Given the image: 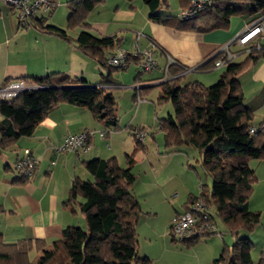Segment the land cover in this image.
Masks as SVG:
<instances>
[{"label": "trees", "instance_id": "obj_1", "mask_svg": "<svg viewBox=\"0 0 264 264\" xmlns=\"http://www.w3.org/2000/svg\"><path fill=\"white\" fill-rule=\"evenodd\" d=\"M104 1H68L67 29L49 25L44 19L36 20L39 13H44L42 11L32 17L31 25L37 22V27L42 32L74 43L81 53L98 62L106 74L100 86L89 85L85 80L62 73L1 83L0 88L18 81L35 88L21 92L14 98H0V153L20 140L31 137L47 117L49 110L61 103L87 106L93 116L104 125L105 132L119 126L118 104L111 88L118 83L113 75L126 70L132 61L139 62L141 55L145 60L141 73L150 71L145 70V55L140 51L135 52L137 56L135 53L125 54L126 61L121 67L110 65L109 61L119 54L110 53L117 45L116 38L94 36L88 31L87 23L89 14ZM179 1L182 11L189 9L191 0ZM143 2L149 9L151 21L177 31L206 34L229 28L235 17L252 18L248 24L250 25L264 16V0H214L211 6L190 20L181 19V12L178 15L160 13L163 5L168 7L167 0ZM54 7L51 2V10L44 14H50ZM76 28L83 30L74 39L68 35V30ZM234 46H238L237 41L230 45V51L236 55L245 54L246 58L238 64L233 62L234 59L226 63V70L216 84L210 87L198 82L181 85V80L172 79L160 84L158 98L159 102H170L173 106V113L161 119L158 125L164 135L166 150L169 153H176L183 147L196 150L201 156L204 171L212 179L209 193L203 187L201 196L192 197L185 211L193 203L204 201L208 206L210 222L217 224L216 215L235 238L233 245L226 247L213 264H253L251 253L254 245L242 235L251 233L261 222V215L249 209V199L256 179L249 162L264 159V126L253 127L254 116L244 104L239 77L249 65L264 56V46L260 43V49L248 51L249 47L239 45L236 52L231 49ZM222 56L218 54L200 70H215V61L224 59ZM170 70H173L172 66ZM140 75L139 80L143 77V74ZM139 92L138 100L144 101L142 97L147 90L141 89ZM252 127L255 128V133L250 132ZM136 130L134 127L131 129L136 148L127 156L128 168H122L116 158L85 162V168L93 179L76 178L65 206L72 205L78 197L83 198L81 213L86 229L67 228L63 237L55 243L54 252L43 264H150V260L140 258L138 254L137 228L142 208L133 193L136 176L131 168L135 162V154L144 150V143L136 138ZM26 150L28 149L16 161L25 156ZM16 173L18 175L17 171ZM32 177L18 175L23 183ZM213 208L215 213H212ZM215 234L206 233L201 237L184 239L181 243L193 244ZM45 247V243L41 241L8 243L3 234H0V264H34L30 260V253L41 252Z\"/></svg>", "mask_w": 264, "mask_h": 264}, {"label": "crops", "instance_id": "obj_2", "mask_svg": "<svg viewBox=\"0 0 264 264\" xmlns=\"http://www.w3.org/2000/svg\"><path fill=\"white\" fill-rule=\"evenodd\" d=\"M50 1L55 5L50 16L39 13L36 20L44 19L49 25L67 29L66 23L55 20L56 13L54 14V11L57 0ZM68 1L70 0L64 4H67ZM110 1L111 4H109ZM149 13L148 7L142 0H105L89 14L87 23L89 24L88 31L94 36L116 38L117 45L110 52L113 55L117 53L131 55L136 51H140L141 54L148 51L153 52V59L157 62L154 70L141 73L142 64L145 61L144 56L141 55L142 58L139 62L132 61L127 68L135 65L134 80L125 85L121 84L118 82L119 79L115 78L120 72L115 73L113 78L118 84L111 88L113 92H119L121 89L126 90L123 95L128 93L129 105L136 108V115L133 119L139 117L140 122L146 121L145 116L148 115L150 118L153 113L154 119L151 126L158 128L159 121L171 114L169 106H166L168 115L161 117L158 113V106L168 102H159L158 95L157 102L153 101V106L141 103L142 101L138 100L139 91L146 89V95L142 98L144 101H149L146 96L151 92V89L157 88L160 94V84L172 79L181 80V85L198 82L206 87L213 86L219 81L226 68L222 67L209 72H202L200 68L222 46L235 42L237 36L252 18L248 16L235 17L229 28L204 34L177 31L155 23L149 19ZM160 13L166 14L163 8ZM52 15L54 16L49 19L48 17ZM67 16L69 17V11ZM261 18L264 26V16ZM37 25V22H34L28 28L20 26L14 10L0 6V84L6 80L62 73L71 78L85 80L89 85L100 86L106 71L98 62L81 53L74 43L65 41L56 35L44 33L38 29ZM82 30V28L68 30V35L76 39ZM260 43L264 46V37ZM237 47L239 48V45ZM231 49L235 52L238 51ZM245 58V54L244 56L236 55L233 62L238 64ZM238 59L240 60L237 62ZM170 66L173 70H170ZM140 74H143L141 80H139ZM239 80L244 93V104L254 116L253 127H263L264 56L249 65L240 74ZM116 100L119 105L120 99L118 101L116 98ZM133 127L135 125L132 122L124 127L119 122V126L115 130H110L105 137H100L98 132L106 129L93 116L87 106L61 103L49 110L47 117L38 125L31 137L24 138L9 149L2 151L0 153V234H3L5 241L15 243L25 240L45 243L46 247L41 252L33 253L35 259L53 253L56 247L55 243L63 237L67 228L82 227L85 222L81 213L83 198L78 197L72 205L65 206L76 178L93 179L85 168V162L94 159L116 158L120 160L119 158H123L124 165H119L122 168H128L129 159L127 156L132 154L136 148L131 131ZM87 131L96 132L90 139V149L87 153L57 151L69 133L80 134ZM145 142L144 150L135 154V162L131 168L133 174L136 163L141 161L137 160L136 156L143 155V160L147 159L148 161L147 168L149 167V171L154 174V180L162 192L168 187L169 181L174 176L173 173L177 170L181 171L183 180L194 184L193 187H189L187 184L173 187L172 192L177 189L181 190L180 197L175 201L164 199L168 196L165 193H163L164 197L159 198L160 208L163 211L167 208L172 211L166 223L171 224L173 218L185 212L189 200L199 196L203 187L208 193L211 190L208 187V179L200 178L198 170L190 164L188 166L191 169H188L186 162L188 163L189 159L195 155L197 158L196 167L199 166L205 176L208 177V175L201 165V156L196 150L183 147L176 153H169L161 137L154 135L152 140L147 141L146 139ZM148 142L155 144V151L153 147V152H151V148L147 146ZM25 149L31 151L37 161V167L33 177L23 183L18 178L14 167L17 157L22 155ZM249 166L256 178L249 199V209L251 212L261 215V222L251 233H245L242 236L248 238L254 245L251 253L253 264H264V159L251 160ZM157 195L159 193L155 190V196ZM212 204L214 205V201ZM151 209L155 210L154 216L161 214L158 207L153 205ZM152 210L145 214L142 211L140 221L147 223L151 220L152 218L150 219L148 214ZM224 229L226 231H220L218 228V233L221 236L212 235L193 244L178 245L173 240L171 242L174 243V247L179 246V253L182 256L187 255L190 251L193 252V255L190 256L192 259L190 264H213L224 249L231 247L235 240L228 228L224 226ZM150 242L153 244L152 241ZM171 242L162 244L165 252L172 250L177 253L172 249ZM138 254H140V258L150 260L147 253L142 252V256L140 252ZM180 264L188 263L181 262Z\"/></svg>", "mask_w": 264, "mask_h": 264}, {"label": "rangeland", "instance_id": "obj_3", "mask_svg": "<svg viewBox=\"0 0 264 264\" xmlns=\"http://www.w3.org/2000/svg\"><path fill=\"white\" fill-rule=\"evenodd\" d=\"M67 0H57L56 3V9L54 11V14L56 13V17L55 20L57 22H61V23H66L67 24V20H68V8L66 6ZM168 1V7L163 5V9L164 12L166 14H170V15H178L180 13V1L179 0H167ZM143 2V0H142ZM111 4V1L110 3ZM0 6H6V8H11L9 5L5 4L3 2V0H0ZM18 17V12L14 11ZM44 14V13H43ZM48 14V13H47ZM46 15V14H44ZM47 16H50L49 14ZM54 15H52L51 17H48L49 19H51ZM53 21V20H51ZM233 49H238L236 48V46L233 47ZM242 56H244V54H242ZM240 59L237 60V62ZM134 69H136L135 65L130 66L129 69L124 70L122 72H120L115 78L118 80V82H120L121 84L123 83L128 84L131 83L134 80ZM222 72V71H220ZM118 73V72H117ZM192 79V78H190ZM124 90V91H123ZM126 90L125 89H121L119 92H115V97L118 99H120L121 103L118 105V112H119V117H120V125L122 127L124 126H128L131 124V122L135 125L134 128H136L138 131H141L142 129H144V131H148L149 132V136L146 138L147 141L149 139L152 140V136H157V137H161V139L164 142V138H163V134L162 132L159 130V128L157 127H152V120L154 119L153 113L150 116V118H148V115L145 116V120L146 121H142L140 122L139 117L137 119H133L136 115V108L133 106L129 105V95L128 93H125ZM158 90L157 88L151 89V92L148 93V95L146 96L147 99L149 101H142L141 103H147L151 106H153V101L157 102V98H158ZM166 106H169L170 108V112L173 113V106L170 102L168 103H162V105L158 106V113L161 115V117L163 116H167V111H166ZM145 123V124H142ZM137 125V126H136ZM114 130V129H112ZM144 144L146 143L145 141L143 142ZM149 144L147 145L148 147H150L151 152H153V143L152 142H148ZM146 145V144H145ZM157 150V149H156ZM154 151H155V147H154ZM151 156H153V154H151ZM143 155H137L136 159H140L138 162L136 163V166L134 168V174L136 175V182L133 186V192L136 195L137 199L140 201L141 206H142V211L147 212L149 210H152L151 208L154 206L158 207V209L161 211V214L154 216V211L152 210V212L150 214H148V217L151 219L149 220L147 223L144 221H140L138 224V228H137V235H138V252L141 253L142 256V252H144L146 255L149 256L150 258V264H180L181 262L183 263H188L190 264L192 262V259L190 258L191 255H193V252L190 251L187 255H180L179 253V246L178 247H174L173 244L171 242L172 238L169 235V225L170 223H167L168 217L171 214V209L167 208L164 209V211L160 208L159 205V198L161 196L164 197L165 195H168L166 197H164V199H169L170 201H175L177 200L180 195H181V190L177 189L176 191L172 192L173 187H177L178 185L183 186L185 184H187L189 187H193L194 184H190L189 182L187 183V181L183 180L181 177V171L177 170L173 173V177L171 178V180L169 181L168 187L165 188V190H163V192L159 189L160 187L157 186L155 180H154V174H152L149 171V167L147 168V159L143 160ZM190 157V156H188ZM120 160H118V163L120 165H124V160L123 158H119ZM196 156L194 155L192 158L189 159V162H186V166L188 169L189 168V164L196 168L198 170L199 176L200 178H207V183H208V187L209 189H211V185H212V180L211 178L208 176H205V174L202 172V170L200 169V167H196L197 163H196ZM127 160V159H126ZM143 161V162H142ZM142 162V163H141ZM159 169V168H158ZM155 171H157V169H155ZM155 190H157V193H159V195L155 196ZM173 193H176L173 195ZM202 191H200L199 196H201ZM212 213H215L214 208L212 209ZM215 215V214H214ZM174 219V218H173ZM172 219V220H173ZM215 219L218 225V228L220 229V231H226L224 229V225L221 222V220L215 215ZM171 220V222H172ZM82 227L84 229H86V222H84L82 224ZM230 237V236H229ZM153 242V244H151V242ZM166 242H171L173 248L177 253L173 252L172 250L170 251H166L164 249V246H162V244H166ZM175 242V241H174ZM176 244H182L181 242H176ZM260 255V253H258ZM52 255V253L44 255L43 257H39L35 259V255L32 253H30V260L32 261V263L34 264H43L45 262V260L50 257ZM140 255V254H139ZM258 261H260V259H258ZM257 262V260H256Z\"/></svg>", "mask_w": 264, "mask_h": 264}, {"label": "built area", "instance_id": "obj_4", "mask_svg": "<svg viewBox=\"0 0 264 264\" xmlns=\"http://www.w3.org/2000/svg\"><path fill=\"white\" fill-rule=\"evenodd\" d=\"M3 2L9 5L14 11L18 12V21L20 26L28 28L31 26L32 17L38 12L42 11L44 13L51 10L50 0H3ZM214 0H191V5L189 9L183 10L180 13L181 19H194L201 12H203L208 6L213 4ZM264 37V26L262 21L258 20L248 26H246L241 33L237 36L236 41L238 45L249 47L248 51L252 49H260V40ZM257 44V45H255ZM255 45V47H254ZM137 53V52H136ZM134 54L137 56V54ZM218 54L223 55L224 59H218L215 61V68L219 69L226 65V63L231 62L236 54L230 51V44L222 46L211 59L215 58ZM146 64L145 70H154L157 66V62L153 59V52L148 51L144 53ZM126 61V56L123 53H119L117 57L112 58L109 63L114 67H121ZM34 86L27 85L22 81L11 83L7 86H2L0 88V98L10 99L17 96V94L34 89ZM141 101V100H139ZM255 128H251L250 132L255 133ZM96 132H83L80 134L69 133L63 144L57 149L58 152H74L77 154L87 153L90 149L89 140L93 137ZM100 137H105L107 132H98ZM136 138L143 143L149 136L148 131H135ZM36 160L31 156L28 150L25 151V156L18 159L15 163L16 171L20 177L30 178L36 171ZM208 206L204 201L200 200L188 208L182 214H178L171 222L169 227V235L176 242H182L184 239H189L192 237H201L206 233H216L215 235L221 236L218 233V228L215 224L210 222L208 215Z\"/></svg>", "mask_w": 264, "mask_h": 264}]
</instances>
